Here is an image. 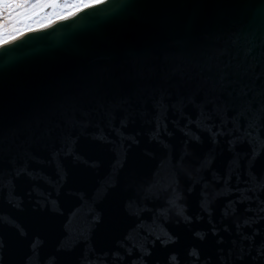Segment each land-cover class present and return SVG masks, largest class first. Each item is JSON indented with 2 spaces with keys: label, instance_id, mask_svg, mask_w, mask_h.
I'll return each instance as SVG.
<instances>
[{
  "label": "water",
  "instance_id": "water-1",
  "mask_svg": "<svg viewBox=\"0 0 264 264\" xmlns=\"http://www.w3.org/2000/svg\"><path fill=\"white\" fill-rule=\"evenodd\" d=\"M109 3L0 49V183L19 202L0 261L40 264V242L43 264H111L118 246L153 252L168 232L176 243L157 241L145 264L166 249L184 264L193 248L202 264H254L236 256L264 235V124L209 68L225 51L264 85V0ZM177 184L191 225L163 215Z\"/></svg>",
  "mask_w": 264,
  "mask_h": 264
},
{
  "label": "snow or ice",
  "instance_id": "snow-or-ice-1",
  "mask_svg": "<svg viewBox=\"0 0 264 264\" xmlns=\"http://www.w3.org/2000/svg\"><path fill=\"white\" fill-rule=\"evenodd\" d=\"M114 6V4L109 3V0H0V49H4L5 54H7L10 48L17 44L26 34L35 33L38 29L47 30L56 25L57 22L67 23L70 19L91 15L93 11H104ZM49 10H51L50 13ZM230 43L235 45V41H230ZM223 55H225V51L220 52V57L214 58L216 62L210 66L209 71L215 72L217 84L222 89L226 90L231 87L230 95L232 103L236 105L235 110L239 111L242 117L246 118L248 114L259 112L261 117L260 122L264 124V85L257 88L252 80V76H255L252 70L251 76L248 71L242 72L241 65L232 62L233 57L227 63H221ZM249 76L252 80L251 84L244 82V78ZM260 77H264V71H261L256 79ZM257 101H259L258 110L256 109ZM209 115H212L211 110L209 111ZM233 122L235 123V121ZM72 127H75V125L73 124ZM71 134L69 130L67 139H70ZM160 136L161 132L159 124H157L152 138L157 143H160L158 139ZM63 151V147L59 149L54 148L55 158L58 159ZM180 162L184 163L183 157ZM177 175L179 177V172ZM261 187H264V185H261ZM205 190L207 191V189ZM171 192V198L168 199L169 203L163 215L168 216L174 212L177 222L182 221L186 225H191L197 217L186 214L183 204L177 203L179 184L173 187ZM16 196L17 193L14 185L5 190L3 184L0 183V227H15L13 223L15 220L13 210L19 208ZM181 200L182 198L179 199V201ZM202 210L211 215L207 202L202 206ZM129 211L132 212L131 205L129 206ZM194 234L201 236L199 231L194 232ZM241 235L244 234L241 233ZM201 238L203 237L201 236ZM244 239L247 243L240 248L236 258H247L249 261H254V264H264V235L256 233L251 240H249L247 235H244ZM157 241L165 246L176 243L172 235H169L168 232H162L155 236L153 252ZM41 247L40 242L34 243L32 255L36 257L40 264H43L42 258L39 255ZM166 251L168 254L166 255L164 264H181V252L179 250L166 249ZM153 252H150L146 245H142L140 249H137L135 245L128 248L120 245L116 248L115 252L110 253L111 264H145V260L150 259ZM183 257L184 264H202L203 254L194 248L192 250H185ZM228 261L229 257H225L224 264H228ZM0 264H2V261H0ZM105 264H108V258H106Z\"/></svg>",
  "mask_w": 264,
  "mask_h": 264
},
{
  "label": "clouds",
  "instance_id": "clouds-1",
  "mask_svg": "<svg viewBox=\"0 0 264 264\" xmlns=\"http://www.w3.org/2000/svg\"><path fill=\"white\" fill-rule=\"evenodd\" d=\"M180 198H182V197H181V194L178 193V194H177V203L179 202V199H180ZM168 203H169V200L167 201V204H168Z\"/></svg>",
  "mask_w": 264,
  "mask_h": 264
},
{
  "label": "rangeland",
  "instance_id": "rangeland-1",
  "mask_svg": "<svg viewBox=\"0 0 264 264\" xmlns=\"http://www.w3.org/2000/svg\"><path fill=\"white\" fill-rule=\"evenodd\" d=\"M51 12V10H49V13Z\"/></svg>",
  "mask_w": 264,
  "mask_h": 264
}]
</instances>
